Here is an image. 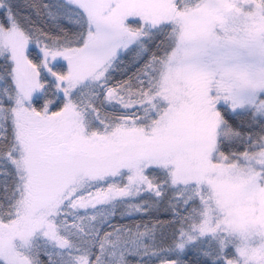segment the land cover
<instances>
[{
  "label": "snow or ice",
  "instance_id": "snow-or-ice-1",
  "mask_svg": "<svg viewBox=\"0 0 264 264\" xmlns=\"http://www.w3.org/2000/svg\"><path fill=\"white\" fill-rule=\"evenodd\" d=\"M32 7L75 30L0 0V264H264V0Z\"/></svg>",
  "mask_w": 264,
  "mask_h": 264
},
{
  "label": "trees",
  "instance_id": "trees-1",
  "mask_svg": "<svg viewBox=\"0 0 264 264\" xmlns=\"http://www.w3.org/2000/svg\"><path fill=\"white\" fill-rule=\"evenodd\" d=\"M45 3L51 4L55 3V0H12V4L14 5V11L20 16V17H31L34 21H36V24L42 28L45 32L50 33L51 35H56L59 27L68 29L69 31H74V26L70 24L67 20L61 19L59 21H53L46 15H42L41 17H37L36 10L32 7V5H43ZM164 40V37H160L152 46V52H157L158 49L156 48V44H160V42ZM132 64V57L126 56L124 58V65L127 67H131ZM4 66L3 59H0V69H2ZM132 71H135V68L132 69ZM132 74L131 71L127 73V75L123 74V72H118L115 74L114 82L115 81H121L127 79V76H130ZM126 182V181H125ZM145 198H147V193L144 194ZM123 209H121L122 211ZM159 218L161 220H167L168 216L164 212V207L161 206L159 211H153L151 215H132V216H126L123 219L121 218L120 214L118 213L116 216V219L114 220V223L117 225H126L129 227H135L137 224H145L151 222H155L156 219ZM168 233L170 235L171 230H168ZM43 258V257H42ZM152 264H160L159 260L153 259Z\"/></svg>",
  "mask_w": 264,
  "mask_h": 264
},
{
  "label": "rangeland",
  "instance_id": "rangeland-1",
  "mask_svg": "<svg viewBox=\"0 0 264 264\" xmlns=\"http://www.w3.org/2000/svg\"><path fill=\"white\" fill-rule=\"evenodd\" d=\"M34 47V46H33Z\"/></svg>",
  "mask_w": 264,
  "mask_h": 264
}]
</instances>
